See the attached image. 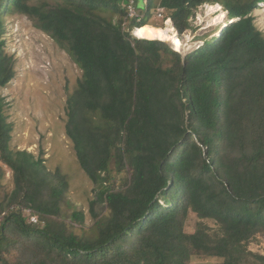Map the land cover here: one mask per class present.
I'll use <instances>...</instances> for the list:
<instances>
[{
    "label": "trees",
    "instance_id": "16d2710c",
    "mask_svg": "<svg viewBox=\"0 0 264 264\" xmlns=\"http://www.w3.org/2000/svg\"><path fill=\"white\" fill-rule=\"evenodd\" d=\"M128 1L0 0V89L15 77L4 16L27 17L81 71L66 101L65 134L94 186L92 206L106 210L92 211L91 236L47 220L60 217L65 178L47 171L42 153L11 148L0 94V162L13 174L0 214L31 208L44 222L9 212L0 264H188L196 255L264 264L249 249L264 235V37L253 15L264 0H148L139 26L160 9L179 34L202 4L223 6L233 22L185 55L132 37L123 26ZM125 171L116 188L113 174ZM189 212L200 220L192 233L184 231ZM72 217L83 224L82 213Z\"/></svg>",
    "mask_w": 264,
    "mask_h": 264
},
{
    "label": "rangeland",
    "instance_id": "374dc122",
    "mask_svg": "<svg viewBox=\"0 0 264 264\" xmlns=\"http://www.w3.org/2000/svg\"><path fill=\"white\" fill-rule=\"evenodd\" d=\"M38 1L40 0H31L32 3ZM219 15H222L220 20L217 19ZM253 15L255 25L264 37V4H259L253 10ZM165 19L163 16L159 18L157 11L153 9L146 22L156 28L166 26L170 28L171 23H164ZM228 21L227 13L221 4L219 8L215 6L211 8L210 4L207 7L198 8L191 19V28L182 34L176 31L180 47L182 45L178 53L185 55L196 49L197 45H203L205 41L213 39ZM4 22L5 52L15 60L14 79L0 89V94L6 103L5 115L13 127L11 148L25 150L35 156L42 153L47 171L58 172L65 178L67 191L61 198L60 217H51L47 220L63 222L75 233L91 236L90 229L94 224L92 211L102 217L106 214V210L100 204L92 206L91 203L95 200L96 194L94 186L81 169L73 145L65 134L66 101L76 89L78 80L81 78V71L74 64L71 56L47 34L35 28L27 17L4 16ZM230 22L233 21L230 20ZM163 43L174 51L167 42ZM0 173L3 186L0 190L1 201L2 197L13 189V174L1 162ZM126 178H128L126 171L113 174L112 182L116 188H122ZM73 213L83 214L82 225L74 221ZM199 221L193 213L189 212L184 231L194 232ZM202 222L211 230L216 229L213 221L203 220ZM249 249L264 255V235L255 237L249 244ZM219 262L220 260L216 258L196 255L188 264H218Z\"/></svg>",
    "mask_w": 264,
    "mask_h": 264
},
{
    "label": "built area",
    "instance_id": "2783aa9c",
    "mask_svg": "<svg viewBox=\"0 0 264 264\" xmlns=\"http://www.w3.org/2000/svg\"><path fill=\"white\" fill-rule=\"evenodd\" d=\"M142 4L144 6V9L143 11L141 10H138L137 9V3L135 0H129L127 3H124V8L126 9V12H127V15H126V22L124 23V28L130 32V35L136 39H140L138 38L136 35H135V31L138 29V28H141L142 26L144 25H141L139 26V24L143 21V18H144V15L147 11V5H148V0H142ZM208 4L210 3H205V4H202L201 6H199L198 8L202 7V6H208ZM217 7L219 8V4H210V7L213 8V7ZM197 8V9H198ZM218 10V9H217ZM163 10H160L158 9L157 10V16L159 18H162L163 16ZM197 11V10H196ZM196 11H195V14H196ZM195 16V15H194ZM193 18V17H192ZM191 18V19H192ZM191 19L189 20V22H191ZM131 20H135V23L138 24V26H133L130 30L127 28L130 21ZM167 22H170L171 25L173 26L171 20L169 18H166L164 20V23H167ZM230 22V20L228 21ZM174 28V27H173ZM175 29V28H174ZM132 31V32H131ZM176 31V30H175ZM140 40H143V39H140ZM202 45V44H201ZM201 45H197L195 48L198 49L201 47ZM175 52H180L179 50H176L174 49L173 47H171ZM196 49H193V50H196ZM193 50L189 51V52H192ZM187 52V53H189ZM185 53V54H187ZM16 210H21V213L23 215V217L26 219V222L31 224V225H34V226H42L44 224L43 221L40 220V218L38 217V215L31 209V208H20V207H11L10 209L4 211L3 213L0 214V223L1 221L9 214V212L11 211H16Z\"/></svg>",
    "mask_w": 264,
    "mask_h": 264
},
{
    "label": "bare ground",
    "instance_id": "6f19581e",
    "mask_svg": "<svg viewBox=\"0 0 264 264\" xmlns=\"http://www.w3.org/2000/svg\"><path fill=\"white\" fill-rule=\"evenodd\" d=\"M221 17L222 15H219L217 19L220 20ZM167 28L170 30V33H169V30H166ZM135 35L138 38L144 39V40H157V41H164L167 43L170 42L171 44L170 43L169 44L174 49L179 50V51L181 50L180 48H182V45L180 47L179 37L177 36V33L172 25L170 28L168 26H166L165 28H156L148 24H145L144 26H142L141 28H138L135 31Z\"/></svg>",
    "mask_w": 264,
    "mask_h": 264
},
{
    "label": "water",
    "instance_id": "95a60500",
    "mask_svg": "<svg viewBox=\"0 0 264 264\" xmlns=\"http://www.w3.org/2000/svg\"><path fill=\"white\" fill-rule=\"evenodd\" d=\"M163 42V41H162ZM169 44V43H168ZM170 45V44H169ZM170 47H172L171 45H170Z\"/></svg>",
    "mask_w": 264,
    "mask_h": 264
},
{
    "label": "clouds",
    "instance_id": "9594fccd",
    "mask_svg": "<svg viewBox=\"0 0 264 264\" xmlns=\"http://www.w3.org/2000/svg\"><path fill=\"white\" fill-rule=\"evenodd\" d=\"M227 13V12H226ZM157 41V40H156ZM164 42V41H163Z\"/></svg>",
    "mask_w": 264,
    "mask_h": 264
}]
</instances>
